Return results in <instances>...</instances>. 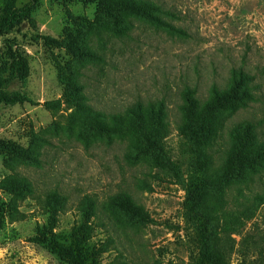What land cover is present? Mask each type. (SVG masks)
<instances>
[{
	"label": "rangeland",
	"instance_id": "1",
	"mask_svg": "<svg viewBox=\"0 0 264 264\" xmlns=\"http://www.w3.org/2000/svg\"><path fill=\"white\" fill-rule=\"evenodd\" d=\"M15 6L22 16L0 34V91L12 99L0 101V264H207L209 247L221 264H264V161L238 173L233 150L225 162L235 125L255 123L264 140V0ZM240 65L255 74L254 100L210 141L198 123L180 127L182 87L203 100ZM160 99L164 130L110 117ZM222 188L243 226L226 224Z\"/></svg>",
	"mask_w": 264,
	"mask_h": 264
},
{
	"label": "trees",
	"instance_id": "2",
	"mask_svg": "<svg viewBox=\"0 0 264 264\" xmlns=\"http://www.w3.org/2000/svg\"><path fill=\"white\" fill-rule=\"evenodd\" d=\"M130 11L136 14L137 16H142L144 18H152L157 22H162L163 19L159 15H154L149 13L147 8L143 7H130ZM167 15H173L171 12L164 11ZM21 9H18L15 6V0H7L2 13L0 15V34L11 29L18 18L22 15ZM153 16V17H152ZM160 22V23H161ZM172 30H178L174 25L170 23L167 25ZM18 57H14L15 65L17 67L21 66L17 62ZM22 78L24 76L22 75ZM255 74H252L250 71L245 69L243 66H233L228 71V76L225 78V81L220 85L216 82H212L208 88V95L203 100H200L196 96V89L194 86L188 84L184 85L180 90L181 101L178 104V109L180 113V127L184 125L183 121L198 123L203 129H205L206 140L210 141L215 133L217 134L219 125L221 121L238 106H247L248 102L253 101L254 88H255ZM0 101L4 103H9L12 99L0 91ZM140 114L141 121L149 130L152 125H156L154 128L155 132L164 130L167 125V106L163 99L158 100L156 103L146 102L141 103L137 102L133 107L128 106L125 113H112L110 117H118L119 120L125 125L129 122L130 115ZM186 122V123H187ZM255 127L256 124L253 122H247L244 126L235 125L231 128L229 132L231 139L230 151L225 153V162L231 158V151L235 160V169L237 172H242L243 169L251 170L255 164H260L264 161V140H260L255 137ZM128 128V135L131 136V132ZM224 186L228 187L227 183ZM204 184L202 182L197 183L192 191L190 196L194 197L193 206L195 208L202 207L201 200L202 191H204ZM224 194L225 189L222 188L220 192L219 199V210L226 217V224L236 223V227L243 226L242 219L239 220L236 213H225L223 210L224 206ZM263 197L261 194L254 195L252 197L250 204H244L240 209V212L245 217L244 220H247L252 214V207L256 200H261ZM213 254V249L207 251L206 253V263L207 264H221V262H215L211 259Z\"/></svg>",
	"mask_w": 264,
	"mask_h": 264
}]
</instances>
